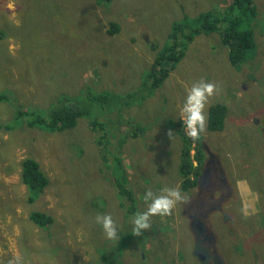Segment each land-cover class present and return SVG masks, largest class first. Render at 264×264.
I'll return each instance as SVG.
<instances>
[{
    "label": "rangeland",
    "instance_id": "rangeland-1",
    "mask_svg": "<svg viewBox=\"0 0 264 264\" xmlns=\"http://www.w3.org/2000/svg\"><path fill=\"white\" fill-rule=\"evenodd\" d=\"M253 1L257 10L253 22L256 44L242 62L234 65L228 61L226 47L217 33L195 36L177 71L151 96L125 109L126 122L128 118L134 126L148 128L150 133L127 137L131 124L109 131L110 143L119 145L125 179L138 211H142L147 207L145 190L159 194L153 184L159 182L162 188L180 186V143L168 140L170 136L163 139L171 131L162 122L180 118L186 90L200 80L211 82L218 90L208 103L221 102L227 107L224 130H205L201 134L202 149L206 157L210 155L205 160V168H211L210 179H200L197 190L185 192L187 203L177 205L170 215L152 217L150 228L144 231L146 246L132 239L122 246L116 264H241L242 255H249L253 242L264 252V0ZM210 2L0 0V31L6 33L3 45L7 57L0 61V90L10 89L23 109L45 110L60 94L80 97L84 84L83 93L100 92V88L118 92L138 88L143 72L153 61V45L165 44L172 24L183 14L193 17ZM112 21L120 29L106 36ZM21 23L26 24L20 30ZM11 27L19 31L15 36ZM71 65L83 67L64 76ZM187 68H195V72L187 73ZM84 100L91 109L98 108L89 98ZM13 114L15 108L0 102V264H60L57 253L67 264H106L99 251L104 245L119 243L126 217L122 199L117 197L96 154L94 130L88 118H78L71 133H48L24 124L6 129ZM104 120L114 123L107 117ZM28 155L40 162L50 179L46 190L30 204L19 176L20 161ZM243 162L248 165L243 166ZM83 163L88 164L87 169L97 180L99 192L94 196L106 205L113 221L123 216L116 240H107L100 230L89 245L88 225H83L80 215L72 211L71 189L84 191L92 178H78ZM61 185L68 193L59 192ZM32 209L54 217L48 232L28 220ZM196 221L201 230L195 227ZM208 221L211 226L207 227ZM156 222L162 228L172 226L175 231L168 259L160 262L147 257L153 250L150 240L155 238L148 234ZM54 231L58 232L56 238L42 239ZM236 255L239 261L232 262ZM260 257L245 264H264V255Z\"/></svg>",
    "mask_w": 264,
    "mask_h": 264
},
{
    "label": "trees",
    "instance_id": "trees-1",
    "mask_svg": "<svg viewBox=\"0 0 264 264\" xmlns=\"http://www.w3.org/2000/svg\"><path fill=\"white\" fill-rule=\"evenodd\" d=\"M206 8H203L197 15L189 16L183 14L179 20L174 21L167 39L164 45H153L154 58L152 63L143 72L142 78L139 83V87H130L125 91L118 92V90H112L108 88L98 89L100 92L87 91L83 93L86 84L81 89L80 97H66V94H60L54 101H52L45 110L40 109H23L19 107L20 104L16 103V95L9 92L10 89L1 88L0 90V102H6L15 108V115L12 122L5 125V128L12 130V127L16 124H24L28 128H35L44 132L53 133L64 131L72 132L70 130L76 127L77 119L87 117L90 127L94 130V136L92 142L96 146V154L102 159L104 171L111 180L110 184L116 189L117 197L122 199V209H124L125 222L124 231L120 232L122 239L117 245L114 243L108 247L104 245L99 251L100 257L105 258L106 264H116V259L121 253L122 246L128 245L132 239H136L141 243V246H146L144 236L147 232H142L141 235L136 236L132 233L131 217L138 211L136 200L132 195L130 189L126 186L125 182V170L124 161L122 154L115 145H112L109 140V131L119 130L120 127L131 124L125 117L126 107L145 100L151 96L155 89L165 81L172 72L175 73L176 66L179 65L188 50L189 44L194 40L195 36L202 33L215 32L219 35L220 41L224 44L227 50V58L231 64L237 65L242 62L247 56L248 52L252 51L255 47V38L253 32V22L255 20L257 10L253 0H211ZM26 23L20 24V30L25 26ZM67 25L62 22L61 25ZM120 26L117 22L112 21L109 28L106 29V36H110L116 30H119ZM13 36L16 35L18 30L11 27ZM5 31H0V61L6 60L5 47L3 45V38ZM159 47V48H157ZM157 49V50H156ZM30 53V52H29ZM73 65V64H72ZM69 66L68 71L64 76H67L69 72L74 69H80L83 65L78 67ZM187 73H194L195 68H187ZM41 77L43 72L40 73ZM2 78H5L3 75ZM89 98L93 104L98 105V108H92L91 104L87 103L84 99ZM11 100L14 102H11ZM61 101H63L61 103ZM16 103V104H15ZM59 105H58V104ZM61 103V104H60ZM56 104L58 106H56ZM54 106V107H53ZM227 114V107L221 102H209L206 108V131L221 132L224 130V122ZM13 117V116H12ZM109 118L114 121L112 124H108L104 118ZM124 117V118H123ZM123 118V124L120 120ZM12 119V118H11ZM23 122V123H22ZM116 124V126H115ZM168 130L172 132L168 140H177L180 143V149L177 156L175 150L172 152L179 159V182L180 190L185 193L188 190L195 188L198 189L200 179H205L203 171L205 169V153L202 149V137L193 142L185 134L183 125L180 122V118L175 120L168 119L163 121ZM16 128V127H15ZM14 129V128H13ZM152 130V129H150ZM70 132V133H71ZM150 133L148 128L132 126V130L127 134V137L143 136ZM168 133L163 138H167ZM191 144L193 146L191 147ZM191 148L194 150L193 155L191 154ZM83 154L78 157L82 158ZM77 159V157H76ZM94 159V158H93ZM194 161L196 162L194 164ZM246 162H243V166H247ZM88 164L79 166L81 173L78 178L82 180H88L90 177L89 187L85 188L84 191L78 192L77 189L72 188L69 196L71 197V207L73 212H77L83 220V225H88L86 228L89 231V245L94 237H98L99 231L101 230L98 225L94 222L95 215L108 214L109 211L106 205L100 202L99 197H95L94 194L99 192L97 186V180L92 176V171L87 169ZM210 168H208L209 170ZM77 171V169H75ZM20 181L26 186L27 189V203L34 202L39 194L43 193L47 186L50 184V179L45 174L44 170L41 169L40 162L33 156H25L20 161ZM99 179V178H98ZM98 182H101L98 180ZM153 187L160 193L162 188L161 183L153 184ZM81 189V188H80ZM59 192H65L62 189V185L59 187ZM55 194L58 191H54ZM68 193V192H65ZM233 196V194L231 193ZM68 198L70 199V197ZM238 199V198H237ZM70 201V200H69ZM74 205V206H73ZM123 217V216H122ZM121 217V218H122ZM121 218L116 217L113 221L117 226L120 223ZM28 220L37 225L41 229H46L53 224L54 217L46 212L32 209L29 211ZM211 226L210 221L207 222V227ZM154 234L155 238L150 240L153 250L150 251L149 257L152 262H160L163 259H168L169 253L172 250L171 238L174 237L175 231L172 226L162 228L157 222L151 228L148 235ZM157 234V235H156ZM163 236H158L162 235ZM44 235L43 240H52L58 236V232H50ZM147 235V236H148ZM112 245V246H111ZM172 245V246H171ZM168 247L170 250L167 251ZM110 255L107 254L108 251ZM261 252V253H260ZM249 255L243 254L241 264H245L246 260L260 259L261 254L264 252L256 246L253 242V246L248 251ZM60 259V264H67V261L60 258V253L56 254ZM232 262H238L239 256H234ZM228 259H230L228 257ZM101 260V259H100ZM231 261V259H230ZM264 262V260H263ZM100 264V263H95Z\"/></svg>",
    "mask_w": 264,
    "mask_h": 264
},
{
    "label": "clouds",
    "instance_id": "clouds-1",
    "mask_svg": "<svg viewBox=\"0 0 264 264\" xmlns=\"http://www.w3.org/2000/svg\"><path fill=\"white\" fill-rule=\"evenodd\" d=\"M217 90L215 84L203 80L193 83V85L186 90L179 108V116L180 122L184 128V134L193 142L199 140L201 134L206 129V105L209 98L212 97ZM171 134L172 132L168 133L169 136H171ZM208 157L210 158V155ZM125 182L126 186L129 188L126 179ZM130 191L134 196L131 189ZM143 199L147 202V207L142 211L134 213L130 221L132 233L136 236L141 235L143 231L150 228L152 217H165L170 215L177 205L187 203L189 198L186 197L179 187L171 186L161 189L159 194H154L151 190H145ZM94 222L100 227L107 240L111 241L118 238L117 225L113 222L110 215L98 214L94 217ZM119 238L121 240L122 236H119ZM195 253L201 260H204L197 250Z\"/></svg>",
    "mask_w": 264,
    "mask_h": 264
},
{
    "label": "flooded vegetation",
    "instance_id": "flooded-vegetation-1",
    "mask_svg": "<svg viewBox=\"0 0 264 264\" xmlns=\"http://www.w3.org/2000/svg\"><path fill=\"white\" fill-rule=\"evenodd\" d=\"M208 168H210V167H206L205 169H204V171H203V175L205 176V179H204V181H208L209 179H210V175L212 176V173H211V168L208 170ZM207 183V182H206ZM205 183V184H206ZM195 227H197V229L198 230H201V224H200V222L199 221H196L195 222ZM202 255V254H201ZM203 256V255H202ZM203 258H204V256H203Z\"/></svg>",
    "mask_w": 264,
    "mask_h": 264
}]
</instances>
